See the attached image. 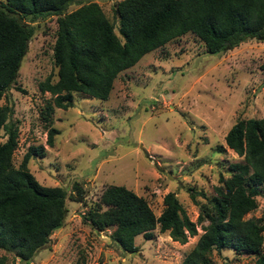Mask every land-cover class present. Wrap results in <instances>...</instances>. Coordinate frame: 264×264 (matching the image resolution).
Masks as SVG:
<instances>
[{
	"label": "rangeland",
	"instance_id": "1",
	"mask_svg": "<svg viewBox=\"0 0 264 264\" xmlns=\"http://www.w3.org/2000/svg\"><path fill=\"white\" fill-rule=\"evenodd\" d=\"M89 1L114 23L112 7L118 0H73L66 11ZM29 24L32 35L17 76L0 99V105L11 106L17 127L11 160L16 167L29 145H42L43 156L30 158L27 169L40 185L64 190L67 212L64 224L28 264L81 259L88 264H179L201 233L199 225L184 244L156 226L152 238L136 235L135 252L124 253L108 236L113 227L94 230L82 215L108 185H122L142 197L155 216L167 192L174 193L193 222L208 211L207 199L221 184L219 177L229 176L230 163L242 161L225 146L226 131L238 119L264 122V41L246 40L218 56L204 53L201 42L184 34L120 72L105 101L73 94L70 107L51 106L45 117L52 96L40 92L38 83L46 76L56 80L55 16ZM48 125L58 131L52 146L45 143ZM74 184L81 189L79 198ZM255 199L256 208L244 218L264 224V187ZM262 236L264 248V231ZM210 259V264L253 261L228 248L213 250ZM5 264L20 263L8 254Z\"/></svg>",
	"mask_w": 264,
	"mask_h": 264
},
{
	"label": "trees",
	"instance_id": "2",
	"mask_svg": "<svg viewBox=\"0 0 264 264\" xmlns=\"http://www.w3.org/2000/svg\"><path fill=\"white\" fill-rule=\"evenodd\" d=\"M73 0H0V99L11 88L20 61L32 35L29 24L55 16L52 60L56 80L46 76L40 92L52 96L45 105L66 109L73 94L105 101L115 77L132 67L144 54L184 34H192L204 53L222 55L246 40L264 41V0H118L109 22L96 2H84L66 11ZM12 108L0 105V264L12 255L28 264L50 241L53 231L64 224L65 192L59 186L40 185L27 169L34 156H43L42 145H29L16 167L12 152L17 127ZM50 123V120L48 121ZM58 131L47 126L45 143L52 146ZM225 146L242 157L228 165L229 176L208 197L210 209L191 221L174 193L162 197L155 216L146 201L122 185H108L82 215L92 229L113 227L109 238L124 253H133V238H152L151 231L167 232L184 244L201 233L179 264H210L214 250L228 248L264 264V224L259 218H244L256 208L258 188L264 187V122L261 118L236 120L226 131ZM73 188L80 197L81 189ZM194 202L193 195H189ZM204 217V219H203ZM205 220L206 223H203ZM74 264H88L76 260Z\"/></svg>",
	"mask_w": 264,
	"mask_h": 264
}]
</instances>
